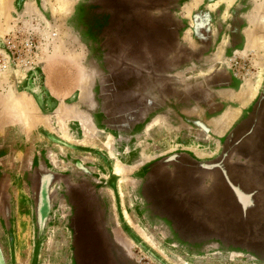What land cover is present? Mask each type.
<instances>
[{"label": "rangeland", "instance_id": "374dc122", "mask_svg": "<svg viewBox=\"0 0 264 264\" xmlns=\"http://www.w3.org/2000/svg\"><path fill=\"white\" fill-rule=\"evenodd\" d=\"M122 1L100 21L99 0H0V264H264V0ZM11 35L33 60L12 64ZM73 108L95 138L65 117L59 135ZM221 167L254 208L216 202Z\"/></svg>", "mask_w": 264, "mask_h": 264}, {"label": "flooded vegetation", "instance_id": "af4514ba", "mask_svg": "<svg viewBox=\"0 0 264 264\" xmlns=\"http://www.w3.org/2000/svg\"><path fill=\"white\" fill-rule=\"evenodd\" d=\"M258 118V117H256ZM261 129L256 128L253 130V132L251 134H255L257 136H259L261 134ZM250 134V135H251ZM222 165V164H221ZM210 166H214V167H218L215 165H210ZM202 167L204 168H208V164L207 163H203ZM220 179L225 182L228 185V191H216L214 192L213 197L215 198L216 202L219 203L221 206H224L226 208H228L229 204L235 202L234 204H237L239 208H241L243 210V212H246V210H249L251 208L255 207V199L257 196H255V194L257 193V191L253 190V189H249L247 188V186H242L239 184L242 183L243 180H239V176H234V175H228L226 173L225 168L220 169ZM179 173V172H178ZM192 180H190L189 176L187 174H182V182H181V186L184 187L185 189H190L191 193H194L193 196V201L195 203H197V199L199 200L200 196L199 194H195L197 193L196 191L192 190ZM45 185V186H44ZM46 184H41L40 188H39V198H38V214H39V218L42 222L43 218L46 216L47 213V209H48V200L46 198ZM192 197V195H191ZM196 199V200H195ZM82 221V218L80 215L78 214H74L73 215V226L75 228L80 227V223ZM80 222V223H79ZM239 230V229H237Z\"/></svg>", "mask_w": 264, "mask_h": 264}, {"label": "bare ground", "instance_id": "6f19581e", "mask_svg": "<svg viewBox=\"0 0 264 264\" xmlns=\"http://www.w3.org/2000/svg\"><path fill=\"white\" fill-rule=\"evenodd\" d=\"M263 6V5H262ZM261 6V7H262ZM260 7V6H259ZM264 7V6H263ZM262 7V8H263ZM260 11V10H259ZM258 11V12H259ZM255 14H257V13H255ZM259 14V13H258ZM262 14V13H261ZM259 16V15H258ZM260 41V40H259ZM261 42H262V40H261ZM260 42V43H261ZM260 47V46H259ZM86 74L84 73L83 74V79L86 77L85 76ZM258 82V81H257ZM50 83V82H49ZM253 84V83H252ZM257 84V83H256ZM50 85V84H49ZM85 85V84H84ZM252 86H254V85H252ZM251 87V86H250ZM256 85L253 87L254 89H252V90H250V92H249V95L250 96H253V94H254V92H255V90H256ZM249 88V87H248ZM252 88V87H251ZM12 94V93H11ZM248 94V93H247ZM246 94V95H247ZM248 95V96H249ZM25 96V95H24ZM9 98V97H8ZM248 99V98H247ZM23 101V100H22ZM23 104V103H22ZM10 108H11V110H13L14 112H16V113H19V115L18 114H16L15 113V115H17V116H19V118L23 121V120H26V116L27 115H23V113H25V111H26V109H27V107H24L23 105H21V103H20V101H18L17 99H14L12 102H10ZM25 108V109H24ZM64 108V107H63ZM66 109V108H65ZM60 111H62V109L60 110ZM64 111V110H63ZM69 112V111H68ZM61 114H59L58 113V115H57V118H58V122L60 123L59 124V128H60V132H59V135L63 138V139H65V140H69V141H74L73 139H72V136L68 133V131L63 127V120L62 119H64L63 117H65V118H70V119H73V120H76V121H78L80 124H81V127H83L82 129H83V132H84V135L83 136H85V137H83V140H82V142H84L86 139H87V137H96L95 135H96V133H95V131L97 130V128L95 127V125L93 124V122L91 121V118L90 117H88L89 115L88 114H86V113H83V112H80L79 110H75L74 108L72 109V111L69 113V114H67V113H64L63 114V112H60ZM26 114V113H25ZM24 123V122H23ZM27 123V121H25V123L24 124H26ZM97 132V131H96ZM112 137H111V135L110 134H106V144H105V146L107 145V147H108V149L109 148H111L112 146H111V141H112ZM106 148V147H105ZM113 148V147H112ZM107 149V148H106ZM111 155H112V157L114 158V160H115V172L116 173H118V174H123L124 172H125V166H124V164H122L117 158H116V156L114 155V153L111 151ZM123 182V181H122ZM124 186V185H123ZM120 191V190H119ZM125 191V190H124ZM124 215H125V217H126V219L127 220H129V217H128V215H127V213L126 212H124ZM264 219V218H263ZM263 221V220H262ZM129 222V221H128ZM137 229V228H136ZM141 231V230H140ZM142 232H143V230H142ZM140 235V234H139ZM142 236H143V238L144 239H146V240H148L149 241V243L151 244H153V241L148 237V235H146L145 233H143L142 234ZM130 241V240H129ZM130 246V245H129ZM153 246V245H152ZM156 248V247H155ZM182 264H191V263H188V262H182Z\"/></svg>", "mask_w": 264, "mask_h": 264}, {"label": "built area", "instance_id": "2783aa9c", "mask_svg": "<svg viewBox=\"0 0 264 264\" xmlns=\"http://www.w3.org/2000/svg\"><path fill=\"white\" fill-rule=\"evenodd\" d=\"M8 48L11 52V61L14 66H20L28 61L25 59L27 56L30 60H33L36 56V46L33 42V37L28 36L27 39L20 41L17 35H11L7 38Z\"/></svg>", "mask_w": 264, "mask_h": 264}, {"label": "water", "instance_id": "95a60500", "mask_svg": "<svg viewBox=\"0 0 264 264\" xmlns=\"http://www.w3.org/2000/svg\"><path fill=\"white\" fill-rule=\"evenodd\" d=\"M100 13L98 19L100 21L106 19L108 16L113 18L118 17L122 14V10H125L126 1L122 0H99Z\"/></svg>", "mask_w": 264, "mask_h": 264}, {"label": "crops", "instance_id": "0c3cea01", "mask_svg": "<svg viewBox=\"0 0 264 264\" xmlns=\"http://www.w3.org/2000/svg\"><path fill=\"white\" fill-rule=\"evenodd\" d=\"M233 10V9H232ZM247 15V14H246ZM236 17H237V19H238V21H242L244 24L245 23H248V22H250V21H247V18H246V16L245 15H236ZM234 22H236V21H234ZM233 21H232V23H234ZM232 28H233V26H232ZM237 29H238V27L236 26V30H233L232 29V32L230 33V35L233 37V36H236V37H238V38H242L243 40H245L247 37H248V34H249V39L250 38H258L259 37V35H256V34H254V33H250V32H248V29H249V27H244V29L243 28H239V30L237 31ZM247 34V36H245ZM230 36V37H231ZM260 45H263V44H260Z\"/></svg>", "mask_w": 264, "mask_h": 264}]
</instances>
